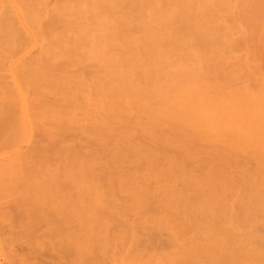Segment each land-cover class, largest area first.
<instances>
[{
  "label": "bare ground",
  "instance_id": "obj_1",
  "mask_svg": "<svg viewBox=\"0 0 264 264\" xmlns=\"http://www.w3.org/2000/svg\"><path fill=\"white\" fill-rule=\"evenodd\" d=\"M250 1L0 0V151L11 129L24 130V141L38 138L29 152L18 147L0 158V206L11 203L0 207V227H12L13 213L45 225L62 264H264L256 227L264 222V84L257 95L233 87L231 63L242 59L224 54H237L239 30L250 39L234 24L238 14L251 15L241 12ZM35 47L37 56L25 59ZM87 60L104 75L89 77ZM59 63L80 74L56 71ZM224 131L245 138L230 147L233 135ZM69 136L83 137L91 152L80 153ZM133 212L171 230L176 252L129 253ZM118 217L126 223H114ZM4 238L0 252L13 243ZM11 257L0 264H13Z\"/></svg>",
  "mask_w": 264,
  "mask_h": 264
},
{
  "label": "rangeland",
  "instance_id": "obj_2",
  "mask_svg": "<svg viewBox=\"0 0 264 264\" xmlns=\"http://www.w3.org/2000/svg\"><path fill=\"white\" fill-rule=\"evenodd\" d=\"M252 1H250V2L253 5L248 3L247 7L246 6L243 7L242 11L241 10L240 11L243 12V13L246 12L245 14H247V12H248L249 14L252 15L251 11H249L247 8H249L250 5H251L252 8H255V7L259 8L260 5H261V7H260L261 9L259 8L260 10L258 12H259L260 17H264V16H261V14H260L261 10L264 11V6H262L264 4L261 3V2H264V0H254L253 3H252ZM256 1L258 3H256ZM246 4H247V2H246ZM257 4H258L259 7L257 6ZM253 6H255V7H253ZM251 7H250V10H252V12L255 11V13L258 14V12H257L258 9L255 8L256 10H253V9H251ZM223 8H225V6ZM244 8H245V12L243 11ZM227 9H229V8L227 7ZM237 10H239V9H237ZM262 11H261V13L264 14V12H262ZM233 12H236L235 8L233 9ZM241 12H239V13H241ZM255 13H253V14L256 15V19L257 20H255V16L253 17L254 18L253 19L251 17V15L249 16L247 14V16L241 17V15H243V14H240V16H239L238 13H235V14H238L237 17H236L238 21H236V20H235L236 22L233 21V22H235L234 23L236 25L235 27L238 26L241 29V26H242L243 30H244V28H247L246 31H248V32L245 31V36H244L243 33L242 34L246 38H248L249 37L248 34H250L251 36L249 38L251 39V37L253 36V38H252L253 41L250 42L251 41L250 39L244 40L243 38H238V37H241L240 32H243V31H240L238 29L239 30L238 33L236 32L233 35V36H235L234 37L235 38V42L232 41V44H233V42L236 44L234 48L238 47L237 48L238 51L236 50L237 54L232 52V47H233L234 44L232 45L231 50H230L232 53L230 54V52L225 51L224 54L227 53V55H225V57L227 56L226 58H228V60H227L228 62L230 61L229 59L234 57L232 54L237 55L238 58L241 57L240 59H242V60L238 59L240 62L237 61L236 58H235V60L237 61V63H241V64H242V62H244L242 65L244 66V64H245V66H246V69H244L245 66L244 67L240 66L241 64L240 65L239 64H233V63H236V62L231 63L232 65L230 63L229 64L227 63V65L234 66L233 67L234 69L232 67L231 68L233 69L232 71H234V75L236 76V78H235V76H231V73H232V72L230 73L231 69L229 70V72L226 71L227 75H225V77H229V76L234 77L232 79H234V81L236 80V82L232 83L233 87H236V88L238 87V89L241 91V88H239V87H242V86L244 87L245 86L244 88L242 87L243 89H245L248 86V88H246L247 90L250 89V91L251 90L255 91V89H257V91H256V95H257L261 90H264V89H262L264 87H262V85H261V84H264V41H262V40H264V36H261V35H264V30H262V29H264V26H262V25H264V20H262L260 22L261 18L259 19V15L255 14ZM257 16H258V18H257ZM245 17H248L249 20H248V18H246V20H245ZM251 18L254 20V23H253V20ZM262 19H264V18H262ZM244 20L246 22L247 21H249V22L246 23ZM241 21H243V22H241ZM256 21H257V24H256ZM250 23L254 24V25H251ZM258 23H261L260 27L262 26L261 27L262 29L260 28V32L261 33L258 32L259 31V29H258L259 28L258 27L259 24ZM234 24H233V26H234ZM246 25L249 27V30H248V27H246ZM243 26H244V28H243ZM256 28L258 30H256ZM254 29L257 31V33L255 32ZM235 31H237V30L235 29ZM249 31L251 33H249ZM92 32H93L92 34H94V31H92ZM128 33H134V31L131 29V27L128 28ZM254 34L258 35L257 36L258 38H256V40L258 39L257 40L258 43H255V44H253V42L255 41L254 38L256 37V35H254ZM259 34H260V36H259ZM260 37L262 38V40H261ZM232 39H233V37H232ZM1 40L2 39L0 37V42H1ZM243 40L246 41V43H248V42L251 43V47L250 48H249L250 45L247 44L248 50H247V48H245L246 45L244 44ZM238 42H239V44L241 46H239V44H237ZM256 44H258V45H256ZM242 46H245V47H242ZM227 50H229V49H227ZM39 51H40L39 47H35L24 58L25 59H29V58L35 57V56H37ZM233 51L235 52V50H233ZM246 53H249V55L246 54ZM250 53H251V55H250ZM228 54H229V56L231 58L228 57ZM16 55H18V54H16ZM19 55L21 56V54H19ZM20 56H18V57H20ZM18 57L16 56V58H18ZM251 57H253V60H252ZM245 59H247V60H245ZM248 59H251V61L250 60L248 61ZM232 60L235 61L234 58L231 59V62H232ZM87 61H88L87 62V66H88L89 77H93V76L102 77L104 75L103 70L100 67H98V65L95 64L94 61H91V60H87ZM250 62H252V63H250ZM4 63H6V60L4 61ZM249 63H250V66H249ZM58 65L59 66L57 67L56 71H60V70H63V69L66 68V65L64 63H59ZM229 68H230V66H229ZM246 71H247V76L245 75ZM66 72H67L66 73L67 76L76 77L77 75L80 74V69H79V67H68V68H66ZM2 73L3 74L4 73L7 74L6 70H5V72H2ZM259 86L262 87V88L260 87L261 88V89H259L260 91L258 90ZM251 88H255V89H251ZM230 89H231V87L229 85H226L224 91L226 93H229ZM254 91H253V93H254ZM261 93H264V92H261ZM220 113H222V112H220ZM237 121L235 120L236 124L233 121H232L231 124L234 123L235 127L240 125L242 130H243L242 132H244V131L246 133L248 132L249 133V134L247 133L248 136L245 134V132L241 133V134L246 135V139L248 137L250 138L251 135L253 136L252 131H250L246 127H244L245 125L243 124L244 123L243 121H240V120H237ZM234 124H233L232 127H234ZM18 128L19 127H17L16 129L15 128L11 129L12 131L9 130L5 135H3V139H2V143H1L2 150L0 151V158H6V157L10 156L14 152V150L17 149L18 147H20L24 152H29V150L31 148H33L32 146H34L36 144L35 142H37L38 138L35 135L33 137L29 138L28 140L24 141L26 139V134H24V130H22L21 128H19V129ZM20 131H21V134H20ZM228 132L226 133L224 131V133H226V134L223 133L222 135H224V136L225 135H227V136L233 135L234 137L236 136V135L232 134V132H229V133ZM219 133H222V132L219 131ZM215 135L217 136L218 132H216ZM220 136L221 135H219V137ZM233 136H231L232 138L231 137L230 138L235 143L233 141L230 142L231 143L229 145L230 147L232 145L233 146L237 145V143L240 144V142H242L241 140H244V138H245V136H243L244 137L243 138L240 135V136H238V137H241L239 139L240 141L239 140L235 141ZM221 137H222V140L224 141L223 136H221ZM238 137H235V138H238ZM212 138L211 139L208 138L207 140H205L207 142L211 141L210 142L211 146L209 145L210 143L208 144L209 147H212V142L214 141V140H212ZM217 138L218 137H216V139ZM230 138L229 139L227 138V140L230 141ZM21 140H22V142H21ZM219 140L221 142V139L218 138L216 140L217 142L214 143V144L217 145ZM18 141H20V142H18ZM85 141L86 140L83 137L81 139H74V138H72L70 136L66 140L67 143L71 144L74 147H77L78 150L80 151V153H82L83 155L84 154H88V153L91 152L90 147L88 148L86 146L87 143ZM198 142H199L198 146H201V147L205 146L204 144L206 142H204V140H203L204 144L201 143L199 140H198ZM214 144H213V147H215ZM221 144H220V147L222 146L221 148H223V147L224 148H226V147L228 148V145H227L228 143L224 144V145H226V147L223 144L222 145ZM208 145H206L205 147H207ZM218 147H219V145H218ZM104 161H105V158H102L101 162H104ZM58 163H59V157L57 155L53 156L51 161H50V164L52 165V167H53V165L58 164ZM227 163H228L227 164V168H228L229 172H231V174L233 176H236L233 164L230 162V160L227 161ZM199 166L201 168V165H198V164L195 163L194 170L196 172L199 169L198 168ZM250 167L252 168V165H249V169H251ZM236 179H237V181H239L238 176H236ZM117 199L120 202H122V201L127 200L128 197L124 193H118L117 194ZM105 206H106V203L103 205V208ZM0 207H1V209H6V208L9 209L11 207V203L8 200H2ZM13 216H14L13 221H12V223L10 222L12 224V227L10 226L11 228L9 230H8V228H9L10 224L7 226V224L5 223L6 225H5L4 229L2 228L4 224L0 225V226H2V227H0V229H1L0 230L1 238H4V236H6V238H7L8 236H10L11 237L10 241H11V239L13 240V243H11L12 244L11 247H8L7 250L5 248V250H3L4 253L2 251L0 252V254L3 255V258H2V255H0V261L1 262H4L6 260V258H7V261H5V262L8 263V261H9L8 257L9 256H13V257H11L13 259L12 260L13 264H25V263H27V264H31L32 263L33 264L34 262H38L39 264H62L63 259H62L61 249H60V246L58 245V243L55 242V241H47V240L44 239L45 235L48 232V229H47L48 227H46L45 225L40 224V223H38L37 225L32 226V225H29L28 223H26L25 221L21 222L19 220V218H18V214L17 213H13ZM130 216H131L130 220H132L133 224L135 225V227H134L135 238L131 242L130 246L126 247L127 251L129 250V253H131L132 255H135V256L141 255L142 259H144V258L146 259L147 257H150V258H151V256L154 257V255H156V254H158V255L159 254H161V255L162 254H174L176 252V249L170 243L171 239H172V236H171L172 231L171 230H160V229L157 230V229L153 228L151 225H148L147 218H144V217L140 216V214H138L137 212L130 213ZM115 218L117 219V217H115ZM115 218L113 219V222H114ZM120 218H119L118 221L115 220L116 222H114V223H117L119 225L121 223L125 224L126 220H124L123 218H121V219H123V220H121ZM123 221H125V223ZM256 227H257V230L260 232V234L264 235V222L258 223L256 225ZM2 232L4 233V235L2 234ZM6 240H8V238ZM9 250L11 251L12 255H11V253L7 254ZM5 252H7V253H5ZM5 255L8 256V257L5 258ZM117 262H116V264H117ZM113 264H114V262H113Z\"/></svg>",
  "mask_w": 264,
  "mask_h": 264
}]
</instances>
